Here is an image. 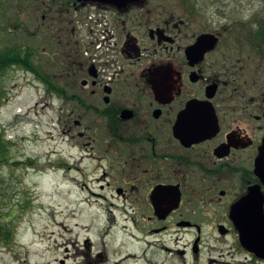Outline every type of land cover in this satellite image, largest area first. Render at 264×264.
<instances>
[{
	"label": "flooded vegetation",
	"instance_id": "af4514ba",
	"mask_svg": "<svg viewBox=\"0 0 264 264\" xmlns=\"http://www.w3.org/2000/svg\"><path fill=\"white\" fill-rule=\"evenodd\" d=\"M173 4L181 16L167 0L32 2L20 69L64 136L51 168L104 216L103 251L85 235L66 263L264 264L263 9Z\"/></svg>",
	"mask_w": 264,
	"mask_h": 264
},
{
	"label": "rangeland",
	"instance_id": "374dc122",
	"mask_svg": "<svg viewBox=\"0 0 264 264\" xmlns=\"http://www.w3.org/2000/svg\"><path fill=\"white\" fill-rule=\"evenodd\" d=\"M25 1L21 16L19 0H0L1 49L20 47L21 38H24L22 44H32L37 21L31 7L33 0ZM167 1L174 6L176 15L181 16L173 4L176 0ZM180 1H192L198 10L215 8L212 12L216 17L224 11L227 15L222 14L223 17L232 18L257 17L260 9L264 12V0ZM23 18L29 34L20 30ZM237 32L243 31L237 29ZM38 87L19 67L0 72V134L8 142L5 158L0 163V237L4 239L0 240V264H61L59 259L64 260L63 264H79L77 259L67 263L65 259L73 250L76 252L77 244L85 235L93 240L92 258L103 251L98 239V230L104 226L101 203L78 202L66 196L69 188L65 168L53 169L50 162L55 158L51 154L53 150L62 162L67 147L61 130L51 118L50 105L39 102ZM77 152L72 150L74 158ZM29 157L34 158L33 166L21 164ZM72 192L79 193L75 187ZM84 227L88 232L81 231Z\"/></svg>",
	"mask_w": 264,
	"mask_h": 264
},
{
	"label": "trees",
	"instance_id": "16d2710c",
	"mask_svg": "<svg viewBox=\"0 0 264 264\" xmlns=\"http://www.w3.org/2000/svg\"><path fill=\"white\" fill-rule=\"evenodd\" d=\"M21 51H22L21 46L20 47L11 46L5 49H1L0 47V72H2L5 69H10L12 67L20 68L21 66H26L27 65L26 61L28 60L29 55L26 52L23 55ZM0 103H1V90H0ZM6 144H8V142L2 140L0 134V163L3 162L5 158L4 153L7 151ZM0 232H2V230H0Z\"/></svg>",
	"mask_w": 264,
	"mask_h": 264
},
{
	"label": "water",
	"instance_id": "95a60500",
	"mask_svg": "<svg viewBox=\"0 0 264 264\" xmlns=\"http://www.w3.org/2000/svg\"><path fill=\"white\" fill-rule=\"evenodd\" d=\"M125 2V1H127V0H105V2H107V3H115V2Z\"/></svg>",
	"mask_w": 264,
	"mask_h": 264
},
{
	"label": "bare ground",
	"instance_id": "6f19581e",
	"mask_svg": "<svg viewBox=\"0 0 264 264\" xmlns=\"http://www.w3.org/2000/svg\"><path fill=\"white\" fill-rule=\"evenodd\" d=\"M57 225H58V223H57Z\"/></svg>",
	"mask_w": 264,
	"mask_h": 264
}]
</instances>
